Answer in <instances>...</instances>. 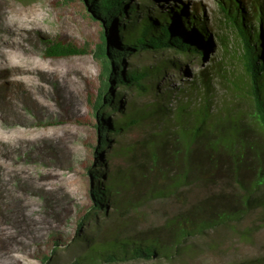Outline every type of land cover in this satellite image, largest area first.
<instances>
[{"label":"trees","instance_id":"16d2710c","mask_svg":"<svg viewBox=\"0 0 264 264\" xmlns=\"http://www.w3.org/2000/svg\"><path fill=\"white\" fill-rule=\"evenodd\" d=\"M82 1L89 18L102 27L94 51L40 38L48 58L91 54L102 68L101 87L88 101L96 132L91 150L95 167L86 168L91 206L81 212L75 229L87 247L72 264L171 263L192 256L195 240L211 246L209 233L228 230L244 238L241 223L253 217L264 220V0H246V4L245 0H218L219 9L236 28L244 78L230 76L225 62L212 60L211 67L200 73L201 87L194 80L176 95L173 90L158 92L160 101L148 117L158 116L161 126L140 142V155L135 154L136 146L123 142L141 115L138 109L123 108L121 91L145 92L149 78L179 65L164 61L151 68L127 69L128 61L143 52L167 49L206 61L214 46L210 31L199 9L189 11L185 4L167 9L156 4L152 12L149 5L158 0ZM220 40L224 60L233 62L228 44ZM210 74L228 80L231 98L246 93L252 105L249 118L235 100L211 99ZM150 88L158 91L154 84ZM5 90L0 87L3 104ZM173 95L177 102L169 108L165 102ZM25 107L30 109L26 103ZM115 113L121 117L113 119ZM106 149L109 154L104 159ZM120 159L128 161L126 166ZM158 204L165 214L160 225L146 226L140 236L125 233L134 223L145 224L147 211ZM98 215L108 217L109 223L96 239ZM91 222L89 236H80ZM48 260L42 257L41 264ZM234 264H264V256Z\"/></svg>","mask_w":264,"mask_h":264},{"label":"rangeland","instance_id":"374dc122","mask_svg":"<svg viewBox=\"0 0 264 264\" xmlns=\"http://www.w3.org/2000/svg\"><path fill=\"white\" fill-rule=\"evenodd\" d=\"M156 4L165 9L185 4L189 11L197 7L214 46L206 61L179 52L180 57L171 58L174 49L143 52L138 59L128 61L127 69L151 68L164 61L179 65L149 78L145 92L138 88L121 91L123 108L140 111L138 125L123 139L136 148L161 126L158 116L148 117L150 108L160 101L158 92L173 90L176 95L194 80L201 87L200 73L211 67L212 60L225 62L230 76L244 78L241 43L235 26L219 9L218 0H158L149 5L150 11ZM101 31V25L87 15L82 0H0V87L6 89L2 91L6 104L0 102V264H41L44 256L49 258L47 264H72L85 253L87 243L79 240L75 229L81 212L91 206L86 168L95 167L91 150L96 132L88 101L101 87L102 68L91 54L48 58L40 38L94 51L101 41ZM221 38L230 48L231 63L224 60ZM227 83L210 74L211 99L235 100L249 118L252 105L246 93L231 98ZM151 84L158 91H153ZM175 95L165 102L169 108L177 102ZM120 117L115 113L112 118ZM108 154L106 149L104 159ZM135 154H141L139 148ZM120 163L128 161L120 159ZM154 207L147 211L145 224L134 223L125 233L140 236L146 226L160 225L165 219L164 210L159 204ZM97 220L100 229L95 238L99 239L109 221L103 215ZM93 225L85 224L80 236L88 237ZM239 229H246L244 238L228 230L209 233L211 246L195 240L192 256L171 263L113 264H234L264 256V220L246 219Z\"/></svg>","mask_w":264,"mask_h":264},{"label":"water","instance_id":"95a60500","mask_svg":"<svg viewBox=\"0 0 264 264\" xmlns=\"http://www.w3.org/2000/svg\"><path fill=\"white\" fill-rule=\"evenodd\" d=\"M170 57L171 58H178V57H180V55L175 50H173L172 52H170Z\"/></svg>","mask_w":264,"mask_h":264}]
</instances>
